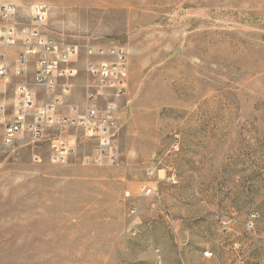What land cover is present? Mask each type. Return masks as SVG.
I'll return each instance as SVG.
<instances>
[{
  "label": "rangeland",
  "instance_id": "rangeland-1",
  "mask_svg": "<svg viewBox=\"0 0 264 264\" xmlns=\"http://www.w3.org/2000/svg\"><path fill=\"white\" fill-rule=\"evenodd\" d=\"M38 4L82 66L88 46L123 47L128 72L120 91L81 73L101 111L117 105L100 161L79 128L2 151L0 264H264V0H0V40L18 36L0 64L21 59ZM55 138L74 147L63 162Z\"/></svg>",
  "mask_w": 264,
  "mask_h": 264
},
{
  "label": "built area",
  "instance_id": "built-area-1",
  "mask_svg": "<svg viewBox=\"0 0 264 264\" xmlns=\"http://www.w3.org/2000/svg\"><path fill=\"white\" fill-rule=\"evenodd\" d=\"M3 16L11 19L15 8L5 5L2 8ZM49 15V8L44 4H38L32 11L31 28L25 38L26 51L21 55V63L24 64L29 56L36 58L37 70L35 82L46 90H52L57 86L60 78L74 75L73 68L69 63L78 56V50L73 45H63L57 39L47 36L44 27ZM6 45H15L18 41L17 30L10 26L6 35L0 40ZM85 55L89 58L87 70L97 76L99 87L104 91L122 90V78L128 72L127 53L123 47H95L88 46ZM23 72L24 68H20ZM8 76V65L6 62L0 64V81H4ZM67 82V81H66ZM63 90L68 92L70 84L67 82ZM2 88L0 86V96ZM19 107L16 114L10 120H6V113L0 100V154L2 151L13 147L19 135L26 131L31 133L33 141L38 142L45 138L47 130L56 129L67 131L71 128L82 129L86 133L98 134V145L96 148V160L100 161L110 146L107 123L117 109L115 101L107 104L104 111H101L98 98L94 93L88 92L87 110L77 117H68L59 114V108L63 104L61 98L57 97L53 101L47 102L34 111L30 119L28 109L32 108L33 94L25 84H21L17 91ZM73 110L74 107H73ZM74 147L60 138L51 141L50 157L53 162H63L73 152ZM252 221L248 230L254 227L253 220L257 214L251 215ZM228 224L226 220L223 221ZM206 257H212V252H206ZM240 264H246L241 261ZM260 264V263H252Z\"/></svg>",
  "mask_w": 264,
  "mask_h": 264
},
{
  "label": "crops",
  "instance_id": "crops-1",
  "mask_svg": "<svg viewBox=\"0 0 264 264\" xmlns=\"http://www.w3.org/2000/svg\"><path fill=\"white\" fill-rule=\"evenodd\" d=\"M78 57L79 55L74 57L72 62L69 63V67L73 68L74 70V75L59 79V82L67 81L70 84V90L68 92L56 87H54L52 90H46L44 87L38 85L35 82L34 77L37 70V60L33 56H29L24 64L21 63V59H19L18 63L12 62L8 64L6 62L8 65L7 78L9 76L12 78L10 84L7 86V91L10 92V97L3 99V97L0 96L1 103L4 106L6 113V120L12 119L16 114L17 108L19 107L17 91L21 84H25L33 94V104L32 108H30V110H33L31 113L36 111L37 108L41 107L45 103L53 101L57 97L61 98L64 102L66 101L69 108H73L75 106L81 107L83 106L82 104H84V102L86 104V97L85 100H82L81 96L84 94V91H86L88 95L90 86L86 85V87H82V85L84 84V77L81 76V73L84 72L87 75L92 74L87 70L86 66L89 58L85 55V53L83 58V66L81 60H77ZM20 68H24V71L21 72ZM58 113L68 117H77L79 114H82L77 113L75 110H72L70 112L68 111L66 114L61 113L59 110Z\"/></svg>",
  "mask_w": 264,
  "mask_h": 264
}]
</instances>
